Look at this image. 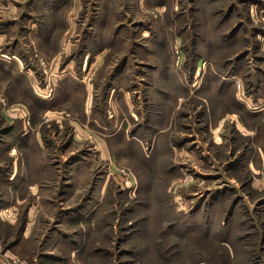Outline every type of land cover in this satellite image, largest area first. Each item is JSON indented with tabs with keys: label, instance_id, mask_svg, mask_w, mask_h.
<instances>
[{
	"label": "rangeland",
	"instance_id": "rangeland-1",
	"mask_svg": "<svg viewBox=\"0 0 264 264\" xmlns=\"http://www.w3.org/2000/svg\"><path fill=\"white\" fill-rule=\"evenodd\" d=\"M2 176L0 264H264V0H0Z\"/></svg>",
	"mask_w": 264,
	"mask_h": 264
},
{
	"label": "crops",
	"instance_id": "crops-1",
	"mask_svg": "<svg viewBox=\"0 0 264 264\" xmlns=\"http://www.w3.org/2000/svg\"><path fill=\"white\" fill-rule=\"evenodd\" d=\"M4 60H7L6 58H4ZM14 163H16V162H14ZM6 184H7V182L6 181H4V178H3V176L1 177V184H0V194H4L5 192L4 191H6ZM3 190V191H2Z\"/></svg>",
	"mask_w": 264,
	"mask_h": 264
},
{
	"label": "built area",
	"instance_id": "built-area-1",
	"mask_svg": "<svg viewBox=\"0 0 264 264\" xmlns=\"http://www.w3.org/2000/svg\"><path fill=\"white\" fill-rule=\"evenodd\" d=\"M2 210H3V209H2ZM5 210H7V209H5ZM4 212H5V211H2V213H4ZM2 213H1V214H2ZM6 215L9 216V212H8V214H6Z\"/></svg>",
	"mask_w": 264,
	"mask_h": 264
}]
</instances>
